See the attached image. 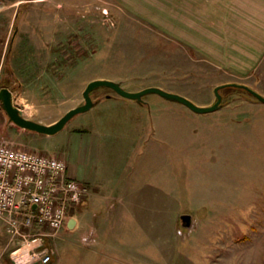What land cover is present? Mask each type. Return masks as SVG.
<instances>
[{"label":"rangeland","instance_id":"374dc122","mask_svg":"<svg viewBox=\"0 0 264 264\" xmlns=\"http://www.w3.org/2000/svg\"><path fill=\"white\" fill-rule=\"evenodd\" d=\"M97 78L129 91L157 86L201 106L216 101L223 83L264 96V0H0V88L12 91L25 117L56 121L83 103L82 91ZM219 92L221 106L202 114L156 93L139 105L108 87L91 92L97 103L63 129L113 114L123 119L106 127L129 138L153 126L154 140L132 141L154 155V174L143 182L149 177L145 187L159 193V222L123 226L126 248L108 242L122 251L110 256L102 206L89 204L87 184L89 198L69 211L79 225L57 232L51 264H264V103L233 86ZM111 98L140 113L129 105L114 112ZM68 141L19 128L0 108V143L61 157ZM122 141L130 164L137 152ZM10 246L0 220L3 264Z\"/></svg>","mask_w":264,"mask_h":264},{"label":"crops","instance_id":"0c3cea01","mask_svg":"<svg viewBox=\"0 0 264 264\" xmlns=\"http://www.w3.org/2000/svg\"><path fill=\"white\" fill-rule=\"evenodd\" d=\"M16 1L8 0L11 5H14ZM112 100L114 112H119L117 105H129L125 107H130V109L140 113V108L139 106L137 107V104L124 102L125 100ZM120 116L116 114L107 118L98 116L92 126L72 125L66 130H64L65 128L62 129L64 132L57 134L55 138L52 135L40 134L50 137L51 140H64L66 136L69 137V145H67L66 150L57 155H61L60 158L65 160L67 164L66 172L70 178L85 182L91 187L92 193L89 204H101L103 210L102 220L105 225L103 231L104 240L106 241L105 246L110 256H119L121 254L122 251L116 252L115 247L123 245L126 248V244L123 241L128 235L126 230H122L123 226L130 224L142 225L144 222L150 224L154 220L159 222L157 219L161 208L159 206L158 191L152 185L145 187L149 177L148 180L143 182V176H149L150 170L153 171L154 169V155L147 153L144 156V152L137 148L138 143L132 141L139 140V144H142L141 140H154L156 129L152 126L151 130L146 132L147 136H143L140 129H135L132 132L133 136L129 138L130 135L127 133V136H124L123 131L119 128L108 127V129L106 127V124H108L106 121L119 122L123 119ZM97 123L98 125H96ZM148 127L150 128V126ZM122 140H129V146H132L130 152H137V154L133 155L134 158L131 159L130 164L127 163L128 156L121 154L122 149H124ZM99 162H101V165L98 172L96 170L91 172L89 170L90 164H98ZM121 162H125V164H122L121 170H118L117 173L116 165L121 164ZM115 172L118 176L114 174ZM114 176L115 182L112 181ZM75 225H79L78 219H76ZM110 233H113V235L115 233V235L110 236ZM134 237L132 240H137L136 236ZM108 242L113 245H119L109 249Z\"/></svg>","mask_w":264,"mask_h":264},{"label":"built area","instance_id":"2783aa9c","mask_svg":"<svg viewBox=\"0 0 264 264\" xmlns=\"http://www.w3.org/2000/svg\"><path fill=\"white\" fill-rule=\"evenodd\" d=\"M66 170L62 158L0 143V220L11 264L51 263L52 239L90 195Z\"/></svg>","mask_w":264,"mask_h":264},{"label":"water","instance_id":"95a60500","mask_svg":"<svg viewBox=\"0 0 264 264\" xmlns=\"http://www.w3.org/2000/svg\"><path fill=\"white\" fill-rule=\"evenodd\" d=\"M228 86L245 89L254 97H256V99L264 103V96H262L252 88L236 82L223 83L217 85L214 88L216 101L211 105L201 106L195 104L193 101L181 94L167 91L157 86H148L138 91H129L125 89L119 81H114L105 78H97L90 80L82 91V96L84 99L83 103L68 109L61 117H59L56 121L52 123H42L25 117V115L23 114V108L19 104L14 102L12 91L8 87L0 88V108L4 111L8 121L14 124L15 126L39 134L54 135L61 131L66 126L68 121L71 120L74 116L89 110L97 103V101L92 99L91 92L99 87H108L112 89L117 95L123 98L135 100L140 104L144 102V95L149 93H156L167 100L181 103L190 110L202 114L215 111L221 106L222 96L219 90ZM106 97L109 98L110 95H106ZM180 220L182 227L185 229H187L191 225L190 214H181ZM75 224L76 219L71 217L67 222V227L73 228Z\"/></svg>","mask_w":264,"mask_h":264}]
</instances>
